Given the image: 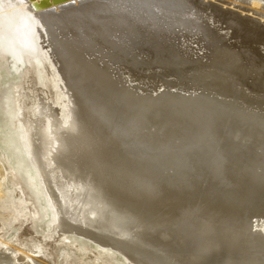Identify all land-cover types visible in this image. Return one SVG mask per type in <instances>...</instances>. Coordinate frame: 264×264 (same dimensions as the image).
I'll return each mask as SVG.
<instances>
[{
    "label": "bare ground",
    "instance_id": "1",
    "mask_svg": "<svg viewBox=\"0 0 264 264\" xmlns=\"http://www.w3.org/2000/svg\"><path fill=\"white\" fill-rule=\"evenodd\" d=\"M40 1L0 0V15L13 2L30 13L21 29L34 45L40 36L65 96L19 104L51 233L131 264H264V109L255 104L264 103V73L241 71L186 0ZM192 37L228 77L210 83L213 74L194 66ZM239 79L259 97L241 92ZM5 246L0 264H54L40 238Z\"/></svg>",
    "mask_w": 264,
    "mask_h": 264
},
{
    "label": "rangeland",
    "instance_id": "2",
    "mask_svg": "<svg viewBox=\"0 0 264 264\" xmlns=\"http://www.w3.org/2000/svg\"><path fill=\"white\" fill-rule=\"evenodd\" d=\"M186 2L206 16L204 19L208 26L213 28L212 31L222 36L223 43L234 51L240 67L242 65L241 71L255 76L264 73V0H186ZM12 4L10 14L0 15V170L3 173L0 177L2 184L0 250L7 248L5 244L16 246L20 240L34 236L40 238L41 243L53 256L54 264H131L114 252L115 250L93 247L91 242L79 238L80 236L76 234L62 236L57 232L54 235L51 233L54 212L52 207L44 202L46 195L44 184L37 177L35 166L32 165L27 153L20 128L22 123L19 120V104L24 100L23 104L33 106L39 96L43 101L58 103L65 96L61 89H58V81L54 79L52 70L43 56L44 48L40 36L37 35L38 46L34 45L31 36L21 29L31 23L30 13L21 5L15 2ZM84 27L80 30L84 31ZM86 38L94 41L95 50L101 49L104 55L108 54L103 46L96 47L94 38L87 36ZM194 41L193 37L189 38L185 47L200 60L195 67L202 70L205 68L203 71L208 75L213 74V77H208L207 80L212 82L215 79L214 75L218 74L228 77L229 74L220 68L216 57L210 55L209 49L204 47L205 45L202 46V43ZM102 52H96V56H102ZM112 52L111 49L110 55ZM108 61L107 63L111 64ZM40 64L42 68L39 67ZM40 76L41 80H44L41 85ZM236 76L238 77V73ZM121 77L124 78V75L121 74ZM148 79L155 82L153 76L146 77V80ZM229 79L236 82L234 78ZM186 82L184 81V84ZM237 83L236 86L241 92L248 94L250 98H256V92L251 94V88L240 79ZM149 85L153 86L152 83ZM240 100L242 101V98ZM255 104L259 105L258 108L264 109V103ZM15 255L22 258L21 252L17 251ZM31 260L23 257L18 264H32Z\"/></svg>",
    "mask_w": 264,
    "mask_h": 264
},
{
    "label": "water",
    "instance_id": "3",
    "mask_svg": "<svg viewBox=\"0 0 264 264\" xmlns=\"http://www.w3.org/2000/svg\"><path fill=\"white\" fill-rule=\"evenodd\" d=\"M50 1H55V0H41L39 3H41V4H43L42 6V8H49L51 5H49V2ZM58 1V3H61V2H69L70 0H57ZM48 2V3H47ZM54 4H56V3H54Z\"/></svg>",
    "mask_w": 264,
    "mask_h": 264
}]
</instances>
